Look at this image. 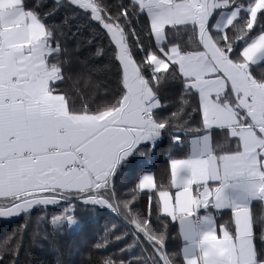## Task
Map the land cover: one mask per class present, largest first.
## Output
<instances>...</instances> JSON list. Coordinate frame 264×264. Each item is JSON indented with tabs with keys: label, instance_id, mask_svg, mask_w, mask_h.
Returning a JSON list of instances; mask_svg holds the SVG:
<instances>
[{
	"label": "snow or ice",
	"instance_id": "snow-or-ice-1",
	"mask_svg": "<svg viewBox=\"0 0 264 264\" xmlns=\"http://www.w3.org/2000/svg\"><path fill=\"white\" fill-rule=\"evenodd\" d=\"M45 3L0 0V220L23 221L0 264H19L29 227L58 252L101 221L86 264H264V0ZM78 19L96 26L84 44L104 63L63 43ZM93 76L100 104L82 98ZM166 142L158 187L151 160ZM140 192L146 212L132 207Z\"/></svg>",
	"mask_w": 264,
	"mask_h": 264
},
{
	"label": "trees",
	"instance_id": "trees-1",
	"mask_svg": "<svg viewBox=\"0 0 264 264\" xmlns=\"http://www.w3.org/2000/svg\"><path fill=\"white\" fill-rule=\"evenodd\" d=\"M52 5V0H46L45 7H50ZM65 10H61L54 17H52L53 22H59ZM79 25H83L79 27ZM96 27L95 25H87L83 19H78L71 21V27L65 29V36L63 37V43L72 52L74 57H79L81 59L89 58L92 64H102L104 63V58L93 59L89 57V54L95 50V46H87L84 44V40L90 36L91 28ZM103 44H107V39L101 41ZM80 45L79 51H72ZM254 74L257 70L253 69ZM99 87H96V86ZM80 90L83 93V101L89 104L95 103L100 104L104 100V80L102 76H93L89 86H85L83 82L80 84ZM179 86L176 83H168L163 86L162 93L168 97L173 96L179 92ZM95 93V94H93ZM172 147L167 142L160 149L157 150L156 155L152 158L151 171L155 175L157 185L161 183H170V166H169V153L166 149ZM186 151V149H185ZM183 152L173 151L172 155L177 158H183ZM131 184L128 185L130 189ZM124 191H127L126 189ZM125 199H131L130 195H125ZM134 209L146 212L148 208L147 196L144 192H140L138 200L134 201L132 204ZM153 215L156 214L155 205L152 208ZM254 216H258L261 212V207L255 205L252 208ZM163 215V214H161ZM22 219H15L11 221L0 220V246L4 238L11 234L16 228L22 224ZM103 228V221L99 224L92 226L87 230L86 233H79L71 237H66L62 241V247L58 252L54 251L52 248L51 237L48 240L37 239L35 243L31 241L29 227L28 232L25 234L24 247L21 249L18 262L19 264H56L57 258L61 259L64 264H86L81 256L86 253L94 243L97 242V235L100 234ZM169 240L168 247L170 249H179L182 247V241L178 237V227L176 224L169 225ZM105 253L93 252V256L104 255ZM7 259V257H5Z\"/></svg>",
	"mask_w": 264,
	"mask_h": 264
},
{
	"label": "crops",
	"instance_id": "crops-1",
	"mask_svg": "<svg viewBox=\"0 0 264 264\" xmlns=\"http://www.w3.org/2000/svg\"><path fill=\"white\" fill-rule=\"evenodd\" d=\"M153 174H154V173H153ZM154 177H155V175H154ZM251 211H252V209H251ZM201 214H203V211H202V210H201ZM222 215H223V217H224L225 220L228 219V213H227V212L222 213ZM219 222H221V221L218 220V223H219Z\"/></svg>",
	"mask_w": 264,
	"mask_h": 264
}]
</instances>
